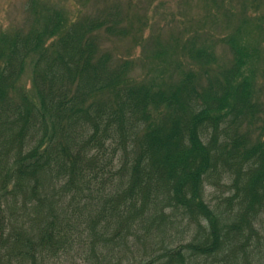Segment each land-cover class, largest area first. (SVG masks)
Listing matches in <instances>:
<instances>
[{
    "label": "trees",
    "instance_id": "16d2710c",
    "mask_svg": "<svg viewBox=\"0 0 264 264\" xmlns=\"http://www.w3.org/2000/svg\"><path fill=\"white\" fill-rule=\"evenodd\" d=\"M37 1L0 29V264H134L157 252L155 264H264L251 249L264 217V69L256 85L242 17L220 36L226 65L184 10L164 38L144 39L148 15L138 14L133 44L152 60L190 42V63L148 78L104 44L130 36L119 3L79 2L69 17ZM224 172L235 193L219 212L202 192L204 178ZM168 209L196 228L186 244L155 249Z\"/></svg>",
    "mask_w": 264,
    "mask_h": 264
},
{
    "label": "rangeland",
    "instance_id": "374dc122",
    "mask_svg": "<svg viewBox=\"0 0 264 264\" xmlns=\"http://www.w3.org/2000/svg\"><path fill=\"white\" fill-rule=\"evenodd\" d=\"M28 0H0V29L11 30L19 25L25 17V4ZM45 1L47 4L58 5L65 9L68 16L73 15V9L77 6H81L83 2L86 11L95 8V0H39ZM98 6L101 8L105 6H112L114 3H119L124 9L122 24L131 27L130 36L126 40H117L113 38V35H109L107 39H104V44L107 47H111L116 54L120 56H132L137 61L133 67L132 75L145 76L148 78L164 75L169 77L174 73V68L186 66L190 63L186 49L184 45H188L190 42L187 39L181 44L174 45L168 51L170 58H164L161 60H152V52L145 47L144 42L133 44V36L135 29L139 26V15L145 12L148 15V26L145 25L141 30V34L144 39L150 37L151 34L156 35L157 32L161 34V37H166L169 33L177 31L182 26V17L180 12L183 10L186 15L198 19L197 32L193 36L197 39L206 40L207 44L211 43L216 48L218 54V60L229 65V61L232 55L229 51L228 41H221L220 36H226L234 30L239 23V19L242 17L243 28L245 33L239 38V42L248 48L256 49L255 57V84H261L260 74L264 69V0H97ZM160 1V4L158 2ZM182 3V4H181ZM39 14V9L35 13ZM139 14V15H138ZM35 16V14H34ZM154 18V19H152ZM156 26L157 29L156 30ZM213 36V37H212ZM169 37V36H168ZM190 37V36H188ZM219 37V38H217ZM211 38L210 42L209 39ZM151 55V57H150ZM146 58V61H142ZM182 57V59L180 58ZM182 61H181V60ZM32 59L28 61L26 65L24 79L26 86L30 87V66L32 65ZM251 65V64H249ZM182 68V67H181ZM249 72V69H247ZM250 73V72H249ZM259 88V87H258ZM257 88V95L259 94ZM261 100L264 103V91L261 93ZM252 130V127H250ZM227 174V175H226ZM235 175L231 172H224L220 176L213 175L208 178H204V188L202 192L203 199L209 205L211 209L222 211L226 208V198L235 193L233 187V179ZM168 218L171 222L163 231V237L160 240L154 237L151 245L156 249L162 245L172 244H186L193 232L196 225L188 227L187 221L182 220L181 216L176 212H172L171 209L167 210ZM262 226L259 227L258 235L261 237L259 246L257 245L256 238L253 237V243L251 249L254 250V254L260 258H264V217L261 218ZM169 222V221H167ZM179 223V224H178ZM177 224V225H176ZM201 227L205 226L202 222ZM200 230V229H199ZM158 240V243L156 244ZM150 246L148 251H150ZM157 248V249H158ZM263 249V251H260ZM147 251V252H148ZM141 253V252H140ZM145 256V255H144ZM143 256V257H144ZM160 258L161 253H152L151 256L147 255L144 258H138L134 264H139L140 260L143 264H153V258ZM197 258H191V263L195 264ZM196 260V261H195ZM193 261H195L193 263ZM155 264V262H154ZM158 264V263H157ZM209 264V263H207Z\"/></svg>",
    "mask_w": 264,
    "mask_h": 264
}]
</instances>
